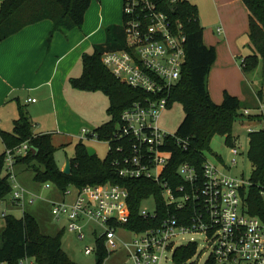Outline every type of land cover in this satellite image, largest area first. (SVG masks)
I'll list each match as a JSON object with an SVG mask.
<instances>
[{
	"label": "built area",
	"instance_id": "obj_1",
	"mask_svg": "<svg viewBox=\"0 0 264 264\" xmlns=\"http://www.w3.org/2000/svg\"><path fill=\"white\" fill-rule=\"evenodd\" d=\"M188 1L124 0L126 48L108 51L102 56L104 66L118 80L148 96L122 113L115 138L107 142L109 146L117 140L127 142L119 148L123 156L114 163L116 172L122 179L156 183L162 190L168 215L157 228L132 232L126 229L131 218L126 188L106 184L75 187V191H71L70 187L62 195L74 200L52 202V214L58 221L66 220L69 232L77 233L82 241L86 239L84 230L89 224L104 229L98 237L97 231L93 232L96 246L86 247L87 256L96 253L99 241L104 240L109 255L123 245L129 264H165L169 260L174 262L179 248L195 244L197 252L188 263L199 264L193 261L202 255L198 242H186L185 236L201 233L206 236V249L210 252L207 261L213 257L217 264H264V222L249 214L242 196V189L250 185L249 181L226 175L206 157L203 168L181 164L177 170L180 180L177 185L167 176L174 157L171 148L175 144L187 151L190 145V139L172 135L160 127L170 94L181 81L187 62L188 37L184 23L178 21L176 15ZM30 102L36 100L30 99ZM263 108L259 115L244 110L240 118H261ZM256 121L262 128L264 123ZM255 131L248 127L249 133ZM82 133L84 140L91 134L86 129ZM31 151L30 143L26 142L7 150L5 159L7 175L14 188L13 201L23 208L26 203L35 204L37 198L19 185L15 168L17 159L28 156ZM232 155L236 159L239 150L233 148ZM46 185L47 189L52 186ZM1 209L0 202V213L5 218L7 213ZM141 215L145 219L156 218L157 204L153 214L142 207ZM121 230L133 238L125 240L118 234ZM18 264H35V259L24 258Z\"/></svg>",
	"mask_w": 264,
	"mask_h": 264
},
{
	"label": "trees",
	"instance_id": "obj_2",
	"mask_svg": "<svg viewBox=\"0 0 264 264\" xmlns=\"http://www.w3.org/2000/svg\"><path fill=\"white\" fill-rule=\"evenodd\" d=\"M58 7L53 10L48 0H5L0 11V44L23 29L51 20L53 29L49 36L51 42L54 34L69 33L82 29L86 14L94 0H52ZM250 14L249 39L252 52L242 64L245 74L255 71L264 62V0H242ZM39 3V8L36 5ZM198 8L190 1L181 6L176 19L185 25L188 43L186 46L187 62L182 71L181 81L173 88L168 109L180 104L185 112L183 123L176 133L179 137L190 139L189 149L183 151L175 144L171 148L173 161L167 171L173 185L180 183L177 170L181 164L190 163L203 168L206 153H212L211 143L217 135L224 136L232 143L233 128L236 119L243 111L242 102L225 92L221 105L215 104L209 92L208 82L211 70L217 60L216 49L204 43V28L199 22ZM126 48L124 26H112L107 29V41L104 45L95 46L93 54L83 56V76L72 80L74 88L80 91L102 92L110 99L108 114L111 120L97 128L89 139L109 142L115 138L119 129L122 113L137 101L147 98V94L134 89L118 80L103 64L102 56L108 51ZM260 117L249 120L250 124L258 123ZM260 124V123H258ZM263 128V125H262ZM250 133V154L253 172L250 185L242 189L245 205L251 216L264 222V130ZM7 150L15 149L29 142L33 151L28 156L18 158L16 166H26L34 171L35 181L41 184H52L61 192L71 186L119 185L129 192L131 218L126 229L142 232L157 228L168 215V209L162 190L156 183L146 180L122 179L116 172L114 163L122 158L119 151L127 142L115 141L110 146L105 160L97 154L90 157L84 140L80 141L77 156L71 161V174L66 175L55 158L58 150L53 144L52 134H35L33 123L24 107L19 108V118L14 123L12 133L1 131ZM7 153V151H6ZM6 153L0 156V202L13 193L10 177L2 176L5 167ZM154 198L157 204L156 218L145 219L141 215L144 201ZM180 216V215H179ZM5 227L1 231L0 264H18L21 259L33 258L35 264H77L63 246L64 233L55 237L42 233L38 221L25 213L22 219L7 215ZM197 252V245L191 244L179 248L174 256L175 264H189ZM97 264H104L110 256L104 248V240L99 241L96 251ZM206 264H217L211 257Z\"/></svg>",
	"mask_w": 264,
	"mask_h": 264
},
{
	"label": "crops",
	"instance_id": "obj_3",
	"mask_svg": "<svg viewBox=\"0 0 264 264\" xmlns=\"http://www.w3.org/2000/svg\"><path fill=\"white\" fill-rule=\"evenodd\" d=\"M4 1L0 0V11ZM205 1L210 10V16L204 15L201 24L199 14V22L205 28V45L215 48L217 53V60L208 82L210 96L215 104L221 105L225 92H228L242 102L243 111L250 110L258 115L256 114L258 109L264 106L261 103L262 94L248 80V74H245L242 68L244 60L252 52L249 39V11L242 0ZM95 9L99 8H94L92 17L86 14L82 29H74L69 33L58 32L54 34L51 42H49V36L54 24L51 20H45L23 29L0 44V127L2 131L13 132L14 123L19 118V108L22 106L31 118L35 134H52L55 136V141L66 138L72 141L76 139L79 142L84 140L83 133L79 134L78 131L70 128L76 109L72 97L78 94L75 92L80 91L74 88L72 80L83 76V56L93 54L95 46L106 43L107 29L112 26H122L112 25V23L107 27L106 35H104V27H106L104 12L101 10L94 14ZM116 16L121 18L120 13ZM219 29H222V32H219ZM92 49L93 52H91ZM261 67L264 71V62L258 69L262 70ZM30 99L36 102L29 103ZM104 121L105 118L102 117L98 122L87 124L90 130L84 129L92 133L104 125ZM246 123L250 126V122ZM6 151L7 148L3 154ZM60 167L63 170L64 166ZM19 171L24 172L28 169L23 165L16 166L17 181ZM19 185L24 188L20 183ZM60 193L61 199L52 202L74 200V197L65 199L61 191ZM52 226L47 227L52 235L57 236L66 231L65 227L59 229ZM40 227L42 228L41 224Z\"/></svg>",
	"mask_w": 264,
	"mask_h": 264
},
{
	"label": "rangeland",
	"instance_id": "obj_4",
	"mask_svg": "<svg viewBox=\"0 0 264 264\" xmlns=\"http://www.w3.org/2000/svg\"><path fill=\"white\" fill-rule=\"evenodd\" d=\"M48 1L53 10H58L55 2L52 0ZM190 2L198 8L202 24L204 15L210 16V10L208 9L206 1L190 0ZM208 5L211 7L210 4ZM36 7L37 9L39 8V3L36 5ZM95 7H98L99 9H95L94 14L101 10L104 12V25H106V27H104V35H106V29L110 24L113 23L112 25H123L124 0H94L91 9L88 12L90 17H92V11ZM119 13L121 14V18L116 16ZM104 37L105 36H103V38ZM91 52H93V49ZM257 69L248 74V80L252 82V84L256 86L255 89L262 94L263 100L261 103L264 104V71L262 67V70ZM75 93L78 94H75V96L72 97V102L76 109L74 110L75 113L73 116L74 119L72 126L70 127L71 129L78 131L80 134L84 128L89 129L87 124H91V122H98L100 119H102V117L105 118V123L111 120L107 112L110 106V99L108 96L99 91H77ZM253 114L255 115V113ZM256 114H261L260 109H258V113ZM184 118L185 112L183 107L180 104H174L164 113L160 121V127L166 132L175 135L183 123ZM260 122L264 123V116L262 115ZM248 127L256 129V131L261 129L258 123L250 124L249 126L248 123H246V121L242 120L241 118L236 119L233 128L232 143L229 144L224 136L217 135L211 143L212 153H206L205 155V157L211 163L217 165L226 175L238 180L246 181H250L253 172V164L249 157L251 138L250 133L248 132ZM1 131L2 128L0 127V156L6 150L5 143L1 136ZM54 137L55 136H52L53 144L58 148L55 153L56 161L60 166H64L65 168L67 161H72L76 158L77 149L80 142L76 139L72 141L67 138L62 139V141L60 139L55 141ZM84 144L87 147L95 148L98 151L97 156L101 160H105L109 154L110 146L107 142H97L96 140L88 138L84 140ZM233 148H237L239 150V155L236 157V159L232 155ZM234 160L237 161L236 164H234ZM18 174L19 183L27 190V192H29V194L37 198L36 202L34 205L26 204V206L23 208L20 203L17 204V202L13 201V190V193H11L5 200L1 201V212H6L7 215L13 216L16 219H22L25 213L32 215L38 221L39 225H42V228L40 227L42 233L50 237H55V235H52L50 229H47L48 226L53 227L52 225H54L59 229H63L65 227L66 231L64 233L63 246L69 257L77 264H97V253L94 252L92 255L87 256L85 254V250L86 247L94 248L96 246V237L93 235V232L96 230V236L98 237L104 233V229L97 226L96 224H94L95 226L93 224H89L84 230L86 239L84 241L80 240L77 233L69 232L68 223L66 220L58 221L53 217L52 201L61 199V193L57 187L53 185L50 189H47L46 184L35 182L34 171H19ZM2 176H7L6 167H4L2 170ZM70 190L75 191V186H71ZM142 207L144 210L153 214L156 210V203L153 198H150L143 203ZM4 227L5 219L0 213V245L1 231ZM118 234L123 236V238L127 241L133 238L131 235L126 234L122 230L119 231ZM185 240L186 242L190 240L198 242L199 254L202 253V255L194 258L193 261H197L199 264H206L210 254L209 250L206 249V236L201 233L188 234L185 236ZM104 264H129V258L125 247L120 245L119 249L112 253ZM165 264H174V262L173 260H169Z\"/></svg>",
	"mask_w": 264,
	"mask_h": 264
},
{
	"label": "water",
	"instance_id": "obj_5",
	"mask_svg": "<svg viewBox=\"0 0 264 264\" xmlns=\"http://www.w3.org/2000/svg\"><path fill=\"white\" fill-rule=\"evenodd\" d=\"M262 129L264 130V125H263ZM32 151H33L34 155L37 154V150L34 147H32ZM88 154L90 155V157H93V156H95L97 154V151L93 147H88ZM71 169H72L71 168V161L69 160V161H67V163L65 165V168L63 169V172L66 175H70L71 174Z\"/></svg>",
	"mask_w": 264,
	"mask_h": 264
}]
</instances>
